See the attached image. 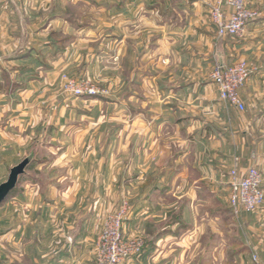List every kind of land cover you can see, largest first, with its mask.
<instances>
[{
	"label": "rangeland",
	"instance_id": "obj_1",
	"mask_svg": "<svg viewBox=\"0 0 264 264\" xmlns=\"http://www.w3.org/2000/svg\"><path fill=\"white\" fill-rule=\"evenodd\" d=\"M26 1L39 9L35 23L0 26V185L13 167L33 159L11 198L0 205V264H31L32 250H41L40 241L34 242L40 235L48 236L50 249L65 246L57 239L58 231L70 236L61 221L71 212L61 196L68 189L84 203L82 214L97 213L100 218L88 246L94 264L105 219L139 197L137 170L127 166L136 161L138 145H152L151 135L156 134L155 146L167 150L180 138L174 127L151 119L152 98L162 92L154 83L170 77L182 81L185 76L182 62L171 56L172 16L163 20L174 1L145 0L149 8L160 3L161 10L154 14L146 5L139 9L136 0ZM216 1L198 0L212 25ZM252 7L259 15L256 21H263L264 0H252ZM53 16L58 21H51ZM249 28L242 39L217 36L216 41L225 46L226 41L243 42L252 36ZM257 33L264 50V24ZM29 52L31 57L18 59ZM253 55L224 52V61L245 60L252 76L264 71V62H256ZM217 61L201 62L210 82ZM83 82L100 94L77 96L67 88L68 83ZM261 83L243 113L225 108L222 137L229 138L232 147L234 135L237 146L245 149L244 161L264 179V79ZM256 151L259 161L252 162ZM220 190L216 200L193 207L191 216L183 202L154 203V216L151 212L140 231L125 233L144 243L142 255L131 263L252 264L251 253L261 256L264 250V204L255 214L235 219L229 211L228 184ZM169 228H175L174 233L160 237L164 243L154 247Z\"/></svg>",
	"mask_w": 264,
	"mask_h": 264
},
{
	"label": "crops",
	"instance_id": "obj_2",
	"mask_svg": "<svg viewBox=\"0 0 264 264\" xmlns=\"http://www.w3.org/2000/svg\"><path fill=\"white\" fill-rule=\"evenodd\" d=\"M173 1L174 3L170 4L172 9H169L170 12L166 13L163 20L167 22L172 16L171 23L174 29L171 33L175 34V37L172 38L174 52L171 56L176 55L175 58L180 60L179 63L182 62L184 68L180 69L185 76L182 81H176L175 77H170L168 82L154 83V88H159L162 92L159 95L155 93L152 98L154 110L151 119L159 122L158 124L163 123L167 127H174L175 137L178 138L179 134L180 138L174 142V147L160 150L155 146L156 134H152V145L141 147L138 145L135 152L136 161L127 163L129 171L137 170L136 182L139 193L138 199L131 205L124 227L125 233L130 234H133L136 228L137 232L140 231L143 222L148 220L151 212L154 216V210L151 208L154 203L165 199L183 202L186 212L188 210L191 216L190 211L193 207L198 209V206L214 201L220 196V189L224 184H228L225 179L230 169L237 167L241 172H245L251 167V164L244 161L246 152L244 148L237 146L236 137L233 135L234 146L232 147H229V138L226 140L222 137L226 121V106L219 100L217 89L209 81L207 70L202 69L201 62L215 61L218 53H222L223 56L224 52L243 55L248 51L254 54L252 57L255 61L257 60L256 62H264V50L261 49L260 41L255 38L258 29L264 24V19L250 25L252 34L250 38L240 43L231 44L226 41L228 45L225 46L216 41L217 29L210 23L209 17L201 11L198 0ZM136 2L135 5L141 10L148 4L145 0H136ZM36 6L26 0H3L0 5V26L16 24L24 26L35 23L34 14L36 10H39ZM147 9L154 14V11L161 10L160 3H153L150 8L147 6ZM57 19L59 17L53 16L51 21H58ZM15 59L17 57L7 60ZM263 79L264 71L252 72V76L241 90L240 94L246 108L251 100V94L259 89ZM142 132V134L145 133ZM257 154V151L252 152V162L259 161ZM70 190L68 189V192L64 190L61 195L65 207L71 211L61 217L63 227L70 238L64 237V231H58L57 240L62 241V244L65 242V246L59 250L57 246L56 250L53 247L50 249L46 234L40 235L38 239L34 238V242L40 241L41 250L40 252L32 250L31 264H91L88 246L92 236L96 234L97 221L100 218L97 217V213L91 216L88 213L82 214L80 211L84 203L76 200L72 195L74 191L70 193ZM176 225L175 223L172 227ZM28 229L31 228L28 226L26 230ZM174 229L169 228L159 234L158 240L153 242L154 247L158 248L164 243L162 242L164 237H160L171 236ZM259 252L264 257V250L261 249ZM154 260V262L158 261L157 258ZM131 262L125 264H132ZM135 262L143 264L140 260Z\"/></svg>",
	"mask_w": 264,
	"mask_h": 264
},
{
	"label": "built area",
	"instance_id": "obj_3",
	"mask_svg": "<svg viewBox=\"0 0 264 264\" xmlns=\"http://www.w3.org/2000/svg\"><path fill=\"white\" fill-rule=\"evenodd\" d=\"M258 17L257 11L252 7V0H217L211 11V20L217 29L219 39H242L250 24ZM250 76L251 69L248 63L245 60H235L223 65L216 63L210 79L217 89L219 100L226 107L243 113L246 105L240 93ZM81 84L83 85L68 83L67 88L73 89L77 96L100 94L86 83ZM227 176L231 215L239 219L244 214H255L264 204V179L261 172L254 166L245 172L234 167ZM130 210L129 203H124L121 209L105 219L97 241L94 264H125L142 255L143 241L126 236L124 231ZM250 260L252 264H264L261 256L255 251L251 253Z\"/></svg>",
	"mask_w": 264,
	"mask_h": 264
},
{
	"label": "water",
	"instance_id": "obj_4",
	"mask_svg": "<svg viewBox=\"0 0 264 264\" xmlns=\"http://www.w3.org/2000/svg\"><path fill=\"white\" fill-rule=\"evenodd\" d=\"M217 60V63L219 65L225 64L224 56L222 53H218ZM32 161L33 159L31 157H28L10 170L7 181L0 185V205L5 203L11 193L17 188L20 178L27 174V169Z\"/></svg>",
	"mask_w": 264,
	"mask_h": 264
},
{
	"label": "trees",
	"instance_id": "obj_5",
	"mask_svg": "<svg viewBox=\"0 0 264 264\" xmlns=\"http://www.w3.org/2000/svg\"><path fill=\"white\" fill-rule=\"evenodd\" d=\"M32 54H33V52H29V53H26V54L20 55V59L31 57ZM13 192H14V191H13ZM13 192H12L11 195L9 196L8 200L11 198ZM8 200H7V201H8ZM229 211H230V210H229ZM244 215H247V214H244Z\"/></svg>",
	"mask_w": 264,
	"mask_h": 264
}]
</instances>
